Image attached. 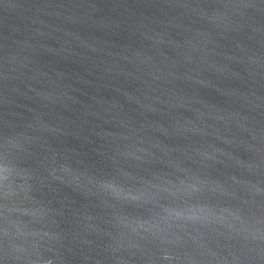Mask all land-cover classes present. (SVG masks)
<instances>
[{
    "label": "water",
    "instance_id": "obj_1",
    "mask_svg": "<svg viewBox=\"0 0 264 264\" xmlns=\"http://www.w3.org/2000/svg\"><path fill=\"white\" fill-rule=\"evenodd\" d=\"M0 264H264V0H0Z\"/></svg>",
    "mask_w": 264,
    "mask_h": 264
}]
</instances>
